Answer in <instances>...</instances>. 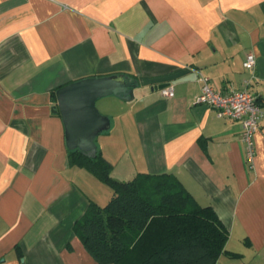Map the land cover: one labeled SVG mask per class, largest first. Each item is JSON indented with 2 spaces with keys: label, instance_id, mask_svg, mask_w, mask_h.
I'll return each mask as SVG.
<instances>
[{
  "label": "crops",
  "instance_id": "crops-1",
  "mask_svg": "<svg viewBox=\"0 0 264 264\" xmlns=\"http://www.w3.org/2000/svg\"><path fill=\"white\" fill-rule=\"evenodd\" d=\"M121 74L135 99L97 102L112 177L174 175L229 231L241 257L218 264H264V122L250 169L241 123L198 103L202 74L223 94L248 84L264 107V0H0V264H98L74 227L113 193L70 165L52 94Z\"/></svg>",
  "mask_w": 264,
  "mask_h": 264
},
{
  "label": "trees",
  "instance_id": "trees-1",
  "mask_svg": "<svg viewBox=\"0 0 264 264\" xmlns=\"http://www.w3.org/2000/svg\"><path fill=\"white\" fill-rule=\"evenodd\" d=\"M57 91L53 100L57 101ZM70 165L112 190L105 207L92 202L74 231L98 264H218L230 234L211 207L200 206L172 174L112 177L101 150L89 157L68 150Z\"/></svg>",
  "mask_w": 264,
  "mask_h": 264
},
{
  "label": "water",
  "instance_id": "water-1",
  "mask_svg": "<svg viewBox=\"0 0 264 264\" xmlns=\"http://www.w3.org/2000/svg\"><path fill=\"white\" fill-rule=\"evenodd\" d=\"M137 85V79L121 74L87 78L60 88L58 111L65 124L68 148L79 149L89 157L96 156L97 138L111 128L110 118L97 107L98 100L114 95L131 102Z\"/></svg>",
  "mask_w": 264,
  "mask_h": 264
},
{
  "label": "built area",
  "instance_id": "built-area-1",
  "mask_svg": "<svg viewBox=\"0 0 264 264\" xmlns=\"http://www.w3.org/2000/svg\"><path fill=\"white\" fill-rule=\"evenodd\" d=\"M257 65V58L253 53L248 54L244 62L246 70L252 71ZM202 92L198 103L213 108L219 118L240 122L243 127L242 138L246 146V161L250 169L254 168L257 156L255 135L264 122V107L259 98L249 88V85L230 94L218 92L211 84L208 77L200 74ZM167 98H173V87L162 90Z\"/></svg>",
  "mask_w": 264,
  "mask_h": 264
},
{
  "label": "rangeland",
  "instance_id": "rangeland-1",
  "mask_svg": "<svg viewBox=\"0 0 264 264\" xmlns=\"http://www.w3.org/2000/svg\"><path fill=\"white\" fill-rule=\"evenodd\" d=\"M133 179H134V178H133ZM133 179H132V180H133Z\"/></svg>",
  "mask_w": 264,
  "mask_h": 264
}]
</instances>
